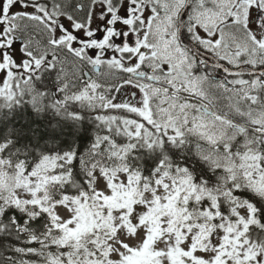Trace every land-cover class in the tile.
Listing matches in <instances>:
<instances>
[{
  "label": "snow or ice",
  "instance_id": "snow-or-ice-1",
  "mask_svg": "<svg viewBox=\"0 0 264 264\" xmlns=\"http://www.w3.org/2000/svg\"><path fill=\"white\" fill-rule=\"evenodd\" d=\"M0 264H264V0H0Z\"/></svg>",
  "mask_w": 264,
  "mask_h": 264
}]
</instances>
